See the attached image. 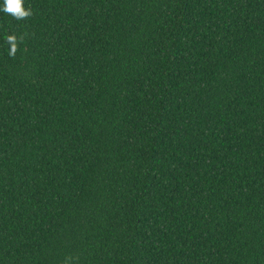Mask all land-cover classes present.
Segmentation results:
<instances>
[{
	"label": "trees",
	"instance_id": "trees-1",
	"mask_svg": "<svg viewBox=\"0 0 264 264\" xmlns=\"http://www.w3.org/2000/svg\"><path fill=\"white\" fill-rule=\"evenodd\" d=\"M25 7L0 12V264H264V0Z\"/></svg>",
	"mask_w": 264,
	"mask_h": 264
},
{
	"label": "clouds",
	"instance_id": "clouds-1",
	"mask_svg": "<svg viewBox=\"0 0 264 264\" xmlns=\"http://www.w3.org/2000/svg\"><path fill=\"white\" fill-rule=\"evenodd\" d=\"M0 12L10 14L12 18L21 20L31 15V9L25 7V0H0ZM18 37L15 34L7 35L6 41L10 44L8 55L14 56Z\"/></svg>",
	"mask_w": 264,
	"mask_h": 264
}]
</instances>
